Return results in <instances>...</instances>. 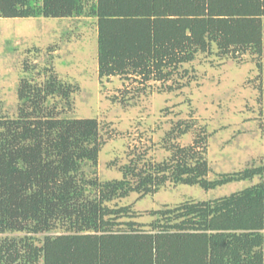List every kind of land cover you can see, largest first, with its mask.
<instances>
[{
	"label": "trees",
	"instance_id": "16d2710c",
	"mask_svg": "<svg viewBox=\"0 0 264 264\" xmlns=\"http://www.w3.org/2000/svg\"><path fill=\"white\" fill-rule=\"evenodd\" d=\"M39 17L95 21L100 80L165 84L202 53H264V0H0V18ZM25 68L16 115L0 117V264H264V162L209 178L206 136L173 144L192 128L178 123L162 162L137 156L101 181L99 122L52 103L70 106L79 87L51 66ZM256 177L228 196L151 211L146 225L110 206L167 183L210 191Z\"/></svg>",
	"mask_w": 264,
	"mask_h": 264
},
{
	"label": "rangeland",
	"instance_id": "374dc122",
	"mask_svg": "<svg viewBox=\"0 0 264 264\" xmlns=\"http://www.w3.org/2000/svg\"><path fill=\"white\" fill-rule=\"evenodd\" d=\"M96 38L95 21L89 18H0V117L16 115L25 67L37 72L51 66L59 78L79 87L70 106L52 100L61 115L99 122L104 143L96 176L101 181L119 179L118 167L137 156L142 162H162L169 156L163 139L178 123L192 128L173 144L188 146L206 136L209 178L264 162V53L237 59L202 53L165 84L120 76L100 80ZM258 181L210 191L167 183L153 195L131 193L110 206H130L134 218L120 221L146 225L154 219L151 211L228 196Z\"/></svg>",
	"mask_w": 264,
	"mask_h": 264
}]
</instances>
